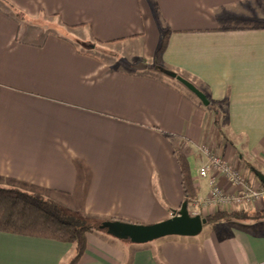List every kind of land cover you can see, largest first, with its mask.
<instances>
[{"label":"crops","instance_id":"1","mask_svg":"<svg viewBox=\"0 0 264 264\" xmlns=\"http://www.w3.org/2000/svg\"><path fill=\"white\" fill-rule=\"evenodd\" d=\"M98 47L120 58L104 60ZM202 145L264 187V0H0V187L143 225L176 215L186 193L203 218L264 210V198L205 203ZM75 253L72 243L0 232V264H69ZM77 264H264V218L147 244L95 231Z\"/></svg>","mask_w":264,"mask_h":264},{"label":"trees","instance_id":"2","mask_svg":"<svg viewBox=\"0 0 264 264\" xmlns=\"http://www.w3.org/2000/svg\"><path fill=\"white\" fill-rule=\"evenodd\" d=\"M167 41L168 35L163 38L157 50V62L161 60ZM215 113L219 116L218 111L215 110ZM215 124L217 126L220 125L219 117H216ZM182 167L183 172H185L184 163ZM185 199L189 203L190 199L187 193L185 194ZM205 218L208 221L207 225L222 220H261L264 218V210L258 212L218 211ZM115 220H104L95 216L78 214L40 193L0 187V232L17 233L72 243L76 247V253L69 261V264H77L85 252L88 233L102 230L100 226L105 221ZM102 231L106 232V230Z\"/></svg>","mask_w":264,"mask_h":264},{"label":"water","instance_id":"3","mask_svg":"<svg viewBox=\"0 0 264 264\" xmlns=\"http://www.w3.org/2000/svg\"><path fill=\"white\" fill-rule=\"evenodd\" d=\"M134 68L145 70L147 64L143 62L135 65ZM167 74L195 94L205 106L210 105L207 95L192 82L175 72L168 71ZM259 177L264 183V175L259 174ZM207 222V219L200 215L191 216L188 211V202L185 201L176 215L159 223L143 225L115 220L103 222L100 228L118 239L128 240L134 244H147L170 236L195 237L202 232Z\"/></svg>","mask_w":264,"mask_h":264},{"label":"built area","instance_id":"4","mask_svg":"<svg viewBox=\"0 0 264 264\" xmlns=\"http://www.w3.org/2000/svg\"><path fill=\"white\" fill-rule=\"evenodd\" d=\"M199 149L206 157V161L199 167L198 175L200 178H210L212 184L210 197L205 202L207 205L224 207L228 205L238 206L264 198V187H256L253 183L248 182L244 176L229 162L223 159L213 147L202 145ZM213 172H217L226 177L235 190L228 192L217 185L216 177L212 175ZM201 204L202 203L194 201L193 206H195V208L192 209V211L189 209V214L191 216H201L199 207Z\"/></svg>","mask_w":264,"mask_h":264},{"label":"rangeland","instance_id":"5","mask_svg":"<svg viewBox=\"0 0 264 264\" xmlns=\"http://www.w3.org/2000/svg\"><path fill=\"white\" fill-rule=\"evenodd\" d=\"M115 47H103V48H97L95 50V55L101 57L104 60L110 61L111 57H119L120 58V54H118V52L116 51V49H114ZM124 63H126L125 60H123ZM127 64V63H126ZM156 67L158 66L160 68V66L158 64L155 65ZM153 68V67H151ZM161 69V68H160ZM214 110L219 112V120H224L225 117V105L224 104H219L217 105V107L214 108ZM262 186V185H261ZM189 210V207H188Z\"/></svg>","mask_w":264,"mask_h":264}]
</instances>
